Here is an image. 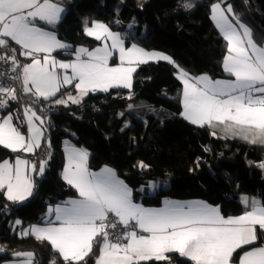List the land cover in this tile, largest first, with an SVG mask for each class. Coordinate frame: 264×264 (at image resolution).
<instances>
[{
	"label": "trees",
	"instance_id": "trees-1",
	"mask_svg": "<svg viewBox=\"0 0 264 264\" xmlns=\"http://www.w3.org/2000/svg\"><path fill=\"white\" fill-rule=\"evenodd\" d=\"M53 1L62 3L66 14L50 29L71 48L56 52L57 57L70 59L77 47L100 45L84 32L87 18L89 23L98 20L122 34L126 46L164 53L171 62L141 64L130 91L113 88L90 93L80 105L62 103L71 89L48 100L21 89L14 101H4L0 115L10 114L18 132H27L22 111L29 109L44 136L33 154L0 145V163L19 157L33 169V191L25 202H10L0 190V264L25 252L31 253L32 264L95 263L99 237L82 260L72 261L48 242L20 235L29 226L45 224L52 207L77 196L62 179L66 143L87 152L89 170L113 169L132 190L133 200L144 207H160L167 200H200L217 207L226 218L251 209L244 197H257L264 207V131L231 122L203 126L187 122L181 115L183 86L174 67L192 76L230 78L223 68L227 44L211 21V8L222 4L232 20L248 26L254 41L262 44L264 0ZM131 20L136 24L134 33L127 29ZM0 55L16 57L10 47L1 46ZM258 238L254 246L261 245L264 235L258 232ZM250 248L236 251L232 263ZM136 264L194 263L173 253L166 260Z\"/></svg>",
	"mask_w": 264,
	"mask_h": 264
},
{
	"label": "crops",
	"instance_id": "crops-1",
	"mask_svg": "<svg viewBox=\"0 0 264 264\" xmlns=\"http://www.w3.org/2000/svg\"><path fill=\"white\" fill-rule=\"evenodd\" d=\"M23 12H27L26 18H18ZM65 14L64 5L53 0H0V47H10L15 54L21 89L43 100L71 89L73 92L67 93L62 102L65 106L79 105L76 102L81 91L120 89L122 85L110 70V78L97 84V79L86 78V73L91 72L87 71L90 62L97 68H110L107 51L95 48L83 52V47H77L70 59L55 55L71 49L50 29ZM210 18L226 41L223 68L231 77L192 76L174 65L183 86L181 115L195 126L231 122L264 131V42H255L251 29L233 21L229 9L220 3L212 6ZM84 32L93 36L85 25ZM157 60H161L160 56ZM22 119L26 134L17 131L10 114L0 115V145L14 152L33 154L44 131L29 109H23ZM63 153L62 179L77 196L52 207L45 224L29 226L20 235L45 240L63 258L80 261L93 247L101 220L112 211L120 222L136 225L135 230L144 235L136 238L128 232L120 246L100 239L94 264L166 260L173 253L194 264H264V240L254 246L259 240L258 232L264 235V207L257 197H244V204H250L251 209L227 218L217 207L200 200H167L160 207H144L133 200L132 190L113 169L89 170L84 149L66 143ZM32 170L24 158L0 163V190L8 201L22 203L31 196ZM249 246L232 263L233 254Z\"/></svg>",
	"mask_w": 264,
	"mask_h": 264
},
{
	"label": "rangeland",
	"instance_id": "rangeland-1",
	"mask_svg": "<svg viewBox=\"0 0 264 264\" xmlns=\"http://www.w3.org/2000/svg\"><path fill=\"white\" fill-rule=\"evenodd\" d=\"M84 22H85L84 25L86 26V31L88 33H92L93 35V36H90V35L89 36L100 41V45L96 47V49L95 48L94 49L101 51V52L107 51L109 53L108 62L109 64H111L110 68H101V67L97 68L94 63L92 62L88 63L87 71L90 70L91 72L86 73L87 75L86 78L90 80L97 79L95 84H97L103 78H110L109 72L111 71L113 78L117 77L118 83L122 85V87H119L120 89L131 90L132 84H133V75L139 65L158 61L157 56H160L161 58V60L159 61L171 62L169 56L164 53L157 52V51H145L136 45L126 46L125 41H124V36L118 32H114L110 30L109 27L103 22H100L98 20H92L91 23H89L87 18H84ZM127 26H128L127 28L128 33L135 32V30L133 29L136 26L134 20H131L127 24ZM2 47H7V46H2ZM83 48H84L82 49L83 52H87L86 50H89L85 47ZM0 56H5V57H10V58L15 59L13 55H10V56L0 55ZM18 71L19 69H17V76L19 75ZM96 89L97 88H95V90ZM20 90H21V86H19L17 93ZM108 90L105 89V92H107ZM99 91H103V90L81 91L83 98H81L82 96L78 95L76 103L80 105L87 95H89L90 93L92 94L99 93ZM143 103L146 106L148 105L146 102H143ZM262 137H263L262 139L264 140V133ZM263 140L262 142H264ZM110 214H113L118 220H120L115 215V213H113L112 211H108L105 217H107ZM121 223L123 225H127L126 223H123V222ZM36 241H41V240H36ZM124 243L125 242L121 243V245H123ZM117 246H120V244ZM31 260H32L31 253L25 252V253H19L18 255L14 256L13 260L3 262L2 264H32Z\"/></svg>",
	"mask_w": 264,
	"mask_h": 264
},
{
	"label": "built area",
	"instance_id": "built-area-1",
	"mask_svg": "<svg viewBox=\"0 0 264 264\" xmlns=\"http://www.w3.org/2000/svg\"><path fill=\"white\" fill-rule=\"evenodd\" d=\"M27 12L18 14V18L25 19ZM20 86L17 76V67L15 59L0 56V112L5 108L4 101L16 99L17 90ZM128 232L134 233L136 238L142 236L140 231L135 230V225H123L113 214L108 215L101 220V230L98 234L100 239H105L111 244L121 245L125 242V235Z\"/></svg>",
	"mask_w": 264,
	"mask_h": 264
}]
</instances>
